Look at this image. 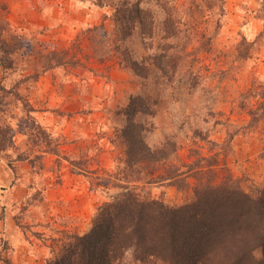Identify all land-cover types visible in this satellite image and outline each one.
<instances>
[{"label":"rangeland","instance_id":"obj_1","mask_svg":"<svg viewBox=\"0 0 264 264\" xmlns=\"http://www.w3.org/2000/svg\"><path fill=\"white\" fill-rule=\"evenodd\" d=\"M168 7L178 27L175 71L144 80L118 64L108 75L86 69L90 46L78 47L76 37L101 21L112 31L110 7L0 0V264H39L62 231L89 229L96 206L116 189L70 161L95 153L98 174L116 172L121 149L111 138L133 95L153 109L137 115L152 124L150 146L170 137L183 159L196 146L220 151L245 189L264 186V0H171ZM153 8L159 23L162 11ZM76 51L81 66L71 65ZM147 190L169 204L189 194L164 184Z\"/></svg>","mask_w":264,"mask_h":264},{"label":"trees","instance_id":"obj_2","mask_svg":"<svg viewBox=\"0 0 264 264\" xmlns=\"http://www.w3.org/2000/svg\"><path fill=\"white\" fill-rule=\"evenodd\" d=\"M87 1L110 7L114 28L108 30L101 21L77 35V46L87 40L90 46L84 54L86 69L108 75L118 64L144 80L173 76L179 38L171 0ZM153 5L163 14L159 23ZM66 52L56 55L57 65ZM76 54L71 65L81 66ZM140 113L153 114V109L144 97L133 95L123 108L122 127L111 138L121 149L116 172L98 174L95 153L70 161L116 192L96 206L85 233L62 231L51 239L53 255L45 264H264V186L245 189L220 151L207 155L196 146L183 159L170 137L150 146L146 136L152 124L140 121ZM162 184L189 194L183 202L169 204L147 190Z\"/></svg>","mask_w":264,"mask_h":264},{"label":"crops","instance_id":"obj_3","mask_svg":"<svg viewBox=\"0 0 264 264\" xmlns=\"http://www.w3.org/2000/svg\"><path fill=\"white\" fill-rule=\"evenodd\" d=\"M14 228H12L10 231H8V235H10L11 234V231L13 230ZM19 245H21L20 243H18V246ZM17 252V254L15 253V255H16V258H14V256H13V261L14 262H16V261H18V260H20V251H16ZM39 264H45V260H44V258H42L41 259V261L39 262Z\"/></svg>","mask_w":264,"mask_h":264}]
</instances>
